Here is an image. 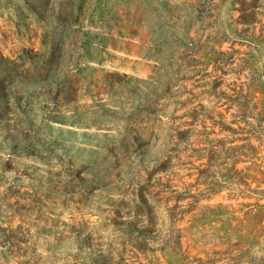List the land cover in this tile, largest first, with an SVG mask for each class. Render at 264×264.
<instances>
[{
  "label": "rangeland",
  "instance_id": "obj_1",
  "mask_svg": "<svg viewBox=\"0 0 264 264\" xmlns=\"http://www.w3.org/2000/svg\"><path fill=\"white\" fill-rule=\"evenodd\" d=\"M262 118L264 0H0V264H264Z\"/></svg>",
  "mask_w": 264,
  "mask_h": 264
},
{
  "label": "trees",
  "instance_id": "obj_2",
  "mask_svg": "<svg viewBox=\"0 0 264 264\" xmlns=\"http://www.w3.org/2000/svg\"><path fill=\"white\" fill-rule=\"evenodd\" d=\"M261 122H264V118H262V120H260ZM250 127H252V126H250ZM230 131H232V130H230ZM247 134H248V136L247 137H253L252 135H253V132L250 130V129H247ZM245 139H248V138H244V140Z\"/></svg>",
  "mask_w": 264,
  "mask_h": 264
}]
</instances>
